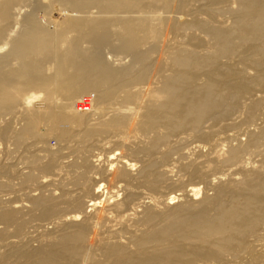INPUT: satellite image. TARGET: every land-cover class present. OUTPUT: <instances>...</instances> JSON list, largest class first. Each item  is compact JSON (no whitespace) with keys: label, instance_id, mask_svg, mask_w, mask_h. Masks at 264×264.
Here are the masks:
<instances>
[{"label":"bare ground","instance_id":"6f19581e","mask_svg":"<svg viewBox=\"0 0 264 264\" xmlns=\"http://www.w3.org/2000/svg\"><path fill=\"white\" fill-rule=\"evenodd\" d=\"M225 1L0 0V264H264V0Z\"/></svg>","mask_w":264,"mask_h":264},{"label":"rangeland","instance_id":"374dc122","mask_svg":"<svg viewBox=\"0 0 264 264\" xmlns=\"http://www.w3.org/2000/svg\"><path fill=\"white\" fill-rule=\"evenodd\" d=\"M160 1H162V0H160ZM160 1L158 0V2H160ZM230 2H231V3H230ZM232 2H233V0H232V1H231V0H226V1L223 2L221 5H223L224 8H227L226 6H228V5L230 6V5H232ZM226 4H227V5H226ZM225 5H226V6H225ZM226 12H227V11H226ZM226 12L224 11V13H223V17H224V16H225V18L230 17V14H229L228 12H227V14H226ZM156 14H157V13H156ZM156 14L153 13L151 16H149V15H144V14H143L142 18H143L144 20H146V21H149V22L153 23V24L156 26L155 28L159 27V28H157V29H160V27H163L162 25L164 24V19H163V18H160L161 16L159 17V15H158V14L156 15ZM153 15H154V16H153ZM227 15H228V17H227ZM162 20H163V21H162ZM161 21H162L163 23H161ZM154 22H156V23H154ZM122 24H123V23L120 22V21H117L116 24H115V25H117V26L119 27V28H118V27L116 26V27L119 29V31H122V29H123V27H124V26H122ZM120 27H121L122 29H121ZM171 35H172V33H169V36H168V34H167V36H168L167 38H168V39H171L172 36L174 37V35H172V36H171ZM6 36H9V35L6 34ZM104 47L107 48L108 53H109L108 55H110V53L113 52V51L110 49V46L104 45ZM105 48H104V49H105ZM111 54H112V53H111ZM152 54H153V56H154L155 59H157V58H158L157 56H159V52H155V51H154ZM155 55H156V56H155ZM102 79H105V78L103 77ZM104 82H106V81H104ZM104 84H105V83H104ZM107 86H108V84H105V87H107ZM95 90H96V88H93V91H95ZM93 91H92V93L90 94V97H89V98H95V93H93ZM42 94H43V97L45 98V96H46V95H44L45 93H42ZM42 94H41V93H38L37 96L42 95ZM93 94H94V96H93ZM263 95H264V94H263ZM98 103H99V102H98L97 100H95V99H94V100H93V99L89 100L88 104H86V107H85L86 110H87V115H88V116L91 115V114L93 113L92 115H94V117H95V116L100 117V116L98 115V112H99V114H100V112H103V115H105V114H106V111H108V110L110 111L111 108L108 109V108H109V105H108V104H105V103L103 104V102H100L101 104H100V103L98 104ZM94 104H95V105H94ZM96 104H97V105H96ZM101 106H102V107H101ZM107 106H108V107H107ZM97 107H98V108H97ZM104 108H105V109H104ZM98 110H99V111H98ZM105 110H106V111H105ZM3 111H4V110H3ZM95 111L97 112V115L94 113ZM109 111H108L107 113H110ZM6 112H7V111H6ZM6 112L4 111L5 114L8 113V112H7V113H6ZM90 112H91V114H90ZM5 114H3V112H1V114H0V119H1L0 121H1V123L3 124V125H2L3 128L0 126V131H1V132H2V129H4V127L6 126L5 123H6V124H9V121H10V120L13 121V123H12V121H11L12 125H15V124H16V126H14V128L17 127V126L20 127L21 123L23 122L22 119H21L22 115H21V116L18 115V117H17V116H16L17 114H16V115H15V114H12V115H11V114L8 113L7 116H6ZM101 114H102V113H101ZM101 114H100V115H101ZM3 115H4L5 117H4ZM13 115H14L15 117H14ZM10 116H11V117H10ZM1 117H2V118H1ZM16 117H17V119H16ZM19 117H20V119H19ZM90 117H91V118H90ZM3 118H5V119L3 120ZM89 118L92 119L93 117H92V116H89ZM14 119H15L17 122H15ZM5 120H7V121L9 120L8 123H7V121H5ZM3 121H4V122H3ZM1 123H0V124H1ZM11 123H10V125H11ZM18 127H17V129H19ZM1 132H0V133H1ZM112 135H113V134H110V136H112ZM0 136H2V133L0 134ZM5 138H6V137H5ZM0 139H1V140H0V155H1V156H0V164H1V163H2L1 165H3V164L5 165V164H6V166H7L8 163H9V164H10V163H14V164H16V163L18 162V163H17V166H18L19 164L22 163L21 165H19L20 167L18 166V168H21L22 170L25 169V167L23 168L22 166H26V165L23 164L24 162H19V160L22 161V160H21V157L23 156V155H21L20 152L24 153V152L26 151V149H24V147L22 146L23 150L21 151V150H20V147H14L13 145H15V143H14L12 140H11V142H9V139L7 140V138L4 139V136H2ZM49 141H51V142H49V143L52 145L53 143H55L56 139L53 137V138H51V140L49 139ZM8 142H9V143H8ZM11 143H13V145H12ZM112 144H113V143H111V144H106V145L104 146V147H105V148H104L105 150H104L103 148H100L99 150L101 151V149H103L105 152H107V151H109L110 149H114V148H116V147H115L116 145H112ZM53 145L56 147L57 143H55V144H53ZM53 145H52V146H53ZM108 145H111V146H108ZM15 146H17V145H15ZM107 146H108V147H107ZM9 147H10V148H9ZM109 147H111V148H109ZM17 148H18V149H17ZM22 148H21V149H22ZM108 148H109V149H108ZM15 149L20 150V151H19V152L17 151V153L14 154L13 152H14V151L16 152ZM6 150H7V151H6ZM24 150H25V151H24ZM103 150H102V151H103ZM12 151H13V152H12ZM23 151H24V152H23ZM7 152H8V153H7ZM10 152H12V153H10ZM26 152L29 154L28 151H26ZM26 152L24 153L25 156L27 155ZM8 154H10V156H9ZM11 154H14V156H16V157L14 158L13 155H11ZM107 154H109V153H107ZM180 154H181V152H180ZM173 155H174V156H173ZM173 155H172L173 157H171V158H172V159H171L172 161H173V159L179 157V152H175V153H173ZM11 156H12V157H11ZM20 156H21V157H20ZM25 156H24V157H25ZM18 157H19V158H18ZM180 157H182V155H180ZM180 157H179V158H180ZM9 158H11V161H12V162L9 161ZM17 158H18L19 160H18ZM179 158H177V159H179ZM13 159H14V160H13ZM16 159H17V160H16ZM15 160H16V161H15ZM25 160H26V159H25ZM172 161H170L169 163H171L170 166L174 167V166L172 165V164H173ZM174 161H175V160H174ZM1 165H0V166H1ZM175 167H177V166H175ZM175 167H174V168H175ZM175 169H176V168H175ZM175 169H174V172L172 173V176H173L174 178L176 177L175 179H177V174H179V175H181V174H180V170H179L178 168H177V169H178L179 171H177V169H176V170H175ZM174 173H175V174H174ZM185 175H186V174H184V176H185ZM181 176H182V178H183V173H182ZM186 176H188V177H186ZM186 176L184 177V179H185V181L189 182L190 180H188V179H189L190 175H186ZM187 178H188V179H187ZM190 178L192 179V177H190ZM2 179H3V180H2ZM5 179L8 180V174H7V176H5V175L2 176V178H0V181H5ZM184 179H183V180H184ZM15 181H16V180H15ZM194 181L196 182V181H198V180L192 179V182H193L192 184H196V185H197L198 182H197V183H194ZM16 182H17V181H16ZM189 183H190V182H189ZM185 184H187V186H188V183H185ZM190 184H191V183H190ZM190 184H189V186H190ZM199 184L201 185L202 183L199 182L198 185H199ZM200 185H199V186H200ZM189 186H188V187H189ZM201 187L203 188V187H205V186L201 185ZM32 188H33V187H32ZM32 188L29 187V189H31L32 192H31L29 189H28V190L25 189V190H26V192H29V191H30L29 194H31V193L34 192V191L32 190ZM2 189H4V187H3V188H2V187L0 188V200H2V202H3L4 200L7 201L8 199H10V200H15V199H16L17 202H18V201L21 202V203L18 202V204H24V205H27V206H26L27 208L29 207L28 204H29L30 202H26L29 198H27L28 196H26V195L23 193V191L21 192V193H23V194L19 195V193H18V194H17V193H16V194H14V193H11V194H10V191H9V190H8L9 192H7V189H8V188H5L4 190H2ZM25 190H24V191H25ZM180 190H181V189H180ZM180 190H177V189H176V192L178 191L177 193H182V191H180ZM209 190H210V191H209ZM169 191H170V190H169ZM169 191H168V192H169ZM212 191H213V190H211V189H207V192H208V193H212ZM5 193H6V194H5ZM35 193H36V194H35ZM35 193H34L35 195H38V194H37L38 191L35 192ZM29 194H28V195H29ZM5 195H6V196H5ZM8 195H9V196H8ZM31 195H32V194H31ZM22 196H23V197H22ZM2 197H3V198H2ZM4 197H5V198H4ZM7 197H8V198H7ZM200 197H202V196L200 195ZM22 200H23V201H22ZM6 201H5V202H6ZM17 202H16V203H17ZM25 202H26V204H25ZM4 205H5V204H4ZM0 206H1V203H0ZM30 223H31V224H30ZM30 223H29V224H30L32 227H31L29 224H28V227H29V229L32 230V231H33L36 227L41 226V224H42L41 221H39V220H37V221H32V222H30ZM39 224H40V225H39ZM34 225H35V226H34ZM33 227H34V228H33ZM50 227H51V225H50Z\"/></svg>","mask_w":264,"mask_h":264}]
</instances>
